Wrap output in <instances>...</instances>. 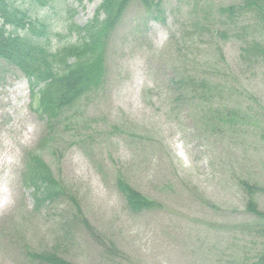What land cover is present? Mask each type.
I'll use <instances>...</instances> for the list:
<instances>
[{
  "label": "rangeland",
  "instance_id": "374dc122",
  "mask_svg": "<svg viewBox=\"0 0 264 264\" xmlns=\"http://www.w3.org/2000/svg\"><path fill=\"white\" fill-rule=\"evenodd\" d=\"M161 1L164 24L138 2L128 8L100 90L68 112L75 130L59 121L56 153L44 155L95 235L67 197L34 210L22 173L44 124L25 77L0 60V264H43L29 253L72 264H253L264 252L242 185L264 188V50L244 53L253 42L264 49V23L219 14L242 0ZM99 3L45 7L52 45L70 41L68 24L86 25ZM118 176L160 209L132 212ZM254 200L264 213V194Z\"/></svg>",
  "mask_w": 264,
  "mask_h": 264
},
{
  "label": "trees",
  "instance_id": "16d2710c",
  "mask_svg": "<svg viewBox=\"0 0 264 264\" xmlns=\"http://www.w3.org/2000/svg\"><path fill=\"white\" fill-rule=\"evenodd\" d=\"M55 1L58 2L0 0V60L18 69L27 79L31 110L45 123V130L37 148L25 154V169L22 173V183L31 191L36 211L53 205L61 197L69 198L44 161L43 154L56 153L53 147H56V129L59 121L64 120L75 130L77 123L72 122L68 112L86 97L100 90L106 73V52L110 37L128 8L133 2H138L155 21L162 24L166 22L161 0H99V7L90 22L84 26L74 21L68 24V34L75 40L70 39L54 47L51 40L52 18L48 13L44 14L43 10L45 7L55 9ZM219 14L231 21L252 15L264 23V0H242L238 5L219 8ZM223 34L221 33V36ZM263 50L261 45L253 42L244 49V53L250 55L252 52L259 57ZM262 138L264 139V127ZM242 185L249 197L247 211L260 220L264 234V213L258 210L254 200L257 193L264 194V188L251 186L247 182ZM117 189L127 207L134 213L161 207L135 190L124 177L118 176ZM69 200L74 204L84 227L95 235L83 217L78 202L73 197ZM109 251L114 255L118 253L113 243L109 244ZM29 255L44 264H72L54 253ZM253 264H264V252Z\"/></svg>",
  "mask_w": 264,
  "mask_h": 264
}]
</instances>
